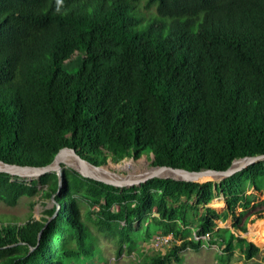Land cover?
Segmentation results:
<instances>
[{"label": "trees", "instance_id": "obj_1", "mask_svg": "<svg viewBox=\"0 0 264 264\" xmlns=\"http://www.w3.org/2000/svg\"><path fill=\"white\" fill-rule=\"evenodd\" d=\"M64 148L97 166L154 155L190 171L264 154V0H0V160L45 166ZM252 188L264 194V161L220 182L123 189L69 170L61 190L56 172H0V201L40 196L43 207L0 217V264H86L101 235L116 257L154 235L180 240L135 264L207 243L223 248L221 264L237 247L250 260L264 244V224L248 228L264 219ZM218 196L222 212L209 206ZM229 218L234 230L218 227Z\"/></svg>", "mask_w": 264, "mask_h": 264}, {"label": "rangeland", "instance_id": "obj_2", "mask_svg": "<svg viewBox=\"0 0 264 264\" xmlns=\"http://www.w3.org/2000/svg\"><path fill=\"white\" fill-rule=\"evenodd\" d=\"M143 5L144 2L139 3V6H143ZM144 12L145 14L150 15L153 14L155 10L151 7L148 10H144ZM62 154L63 152H61L56 156H59L61 158L59 161V168L64 173L63 179L66 170L80 173V171H78V169L72 166V164H70L62 156ZM143 158H145V156ZM127 162H130V159H124L119 163H113L112 160H110L105 165L109 164L113 169H116L113 167V165L122 166L125 165ZM133 163L144 167V165L140 163V161L133 159ZM119 170L121 171L123 169H119ZM35 175L36 174L34 171L25 170V171H16L11 176L13 179H21L31 182L34 179L30 180V178L33 177L36 178ZM248 194L249 196L247 198V202L249 203H256L264 200V196H261L260 198V196H258V193L255 191V189L253 190V188L248 191ZM253 197L255 199H252ZM223 202H224L223 196H218L212 200L209 206L211 208L216 209L218 212H222L226 206L225 202L224 203ZM42 209L43 207H42V201H40V196L22 197L18 202V204L15 206H8L4 202L0 201V217L2 218L9 217L14 220H27L30 215H33L34 217H40L42 213ZM258 220L249 223L248 228L251 225L255 224ZM263 220L264 219L261 220V224L262 223L264 224ZM227 225L232 227L231 218L227 219L225 222L221 220L218 221V227H225ZM140 227L141 226L139 222H136L134 224V229H138ZM191 228L193 230V235H196L197 229L195 228L194 223L193 225H191ZM237 234L241 235L244 233L237 231L236 235ZM154 237L155 235L152 236L149 239V241L139 240L138 244L131 251L125 249L120 257H116L117 245L115 243V240L113 238H107L101 235L99 238V246L101 247L100 254H98L97 258L90 259L86 264H135L138 261L143 260L145 256H151L156 253H161L162 255H165L176 244L178 245L180 244V240H175L173 238L172 241L167 242L166 244L163 245V247H157L156 242L152 241ZM203 239L206 238L203 237ZM222 249L223 248L220 247L218 244H213V243L204 244L198 250L185 249L178 252L180 256L179 261L173 258L168 264H221V262L218 259V256L222 254ZM263 255H264V244L262 245V247H260V252L250 260L246 259L242 251H240V249L237 247L230 264H262V262L264 263Z\"/></svg>", "mask_w": 264, "mask_h": 264}, {"label": "water", "instance_id": "obj_3", "mask_svg": "<svg viewBox=\"0 0 264 264\" xmlns=\"http://www.w3.org/2000/svg\"><path fill=\"white\" fill-rule=\"evenodd\" d=\"M68 150L71 151L80 161L95 167V168H100L103 166H109L110 171L114 173V176H94V175H89L86 173H79L81 176L86 177V178H91L97 181L104 182L106 184L114 185L120 188H130V187H140L142 183L147 182L150 179L153 178H162V179H174V180H180V181H193V182H199L203 183L206 181H222L226 178H229L236 174L237 172L247 168L250 164L259 162V161H264V154H254L250 156H245L240 159L235 160L229 168L226 170H215V169H202L199 171H190L185 168H178L182 169L183 172L189 173V174H198L202 173V175H211V179H207L205 181H199L192 179L188 176L182 177V176H171V175H165L163 174L162 170L164 169H172L173 167L170 166H157V165H152L151 162L154 159V155H152V158L149 160L146 155L145 158H140L137 161H140L144 165L139 166V165H134L135 168H130V169H124L119 170V168L113 169L111 165H94L91 162L83 159L80 155H78L75 150L69 149V148H64L61 149L58 154L61 152ZM57 154V155H58ZM60 157L56 156L54 161L50 163L49 165L45 166H30V165H19V164H9L6 163L2 160H0V172H6L9 173L10 175H13L16 171H34L35 172V177L36 178H30L32 179H38L42 175L51 173V172H56L59 177V190L62 189V184H63V172L59 168V161ZM130 162H133V159H130ZM150 165V166H149ZM13 180V178H12ZM47 225V224H46ZM245 239H248L247 236H242Z\"/></svg>", "mask_w": 264, "mask_h": 264}, {"label": "bare ground", "instance_id": "obj_4", "mask_svg": "<svg viewBox=\"0 0 264 264\" xmlns=\"http://www.w3.org/2000/svg\"><path fill=\"white\" fill-rule=\"evenodd\" d=\"M62 156L70 163L72 164V166H74L76 169H78V171H80V173H86L89 175H94V176H114V173H112L110 171V167L109 166H103L100 168H95L92 167L82 161H80L79 159H77V157L68 150L63 151ZM135 164L133 162H127L125 165H113L114 168H119V169H130V168H135L134 166ZM71 166V165H70ZM163 174L165 175H171V176H188L192 179L195 180H199V181H205L207 179H211L212 177H210L211 175H202V173H198V174H189V173H185L182 171V169H164L162 170ZM264 221V220H263ZM257 224H261V220L257 221ZM263 224V223H262ZM248 233V232H247ZM247 233L241 234V236H247ZM248 238V236H247Z\"/></svg>", "mask_w": 264, "mask_h": 264}, {"label": "built area", "instance_id": "obj_5", "mask_svg": "<svg viewBox=\"0 0 264 264\" xmlns=\"http://www.w3.org/2000/svg\"><path fill=\"white\" fill-rule=\"evenodd\" d=\"M203 237L207 238V235L206 236H202V238ZM173 238H174L173 235H155V237L153 238L152 241L156 242V246L157 247H163L164 244H166L167 242L172 241Z\"/></svg>", "mask_w": 264, "mask_h": 264}, {"label": "crops", "instance_id": "obj_6", "mask_svg": "<svg viewBox=\"0 0 264 264\" xmlns=\"http://www.w3.org/2000/svg\"><path fill=\"white\" fill-rule=\"evenodd\" d=\"M254 190V189H253ZM258 193V192H257ZM255 194V193H254ZM258 196H260V198H261V196H264V194H261V193H258ZM224 203V202H223ZM225 208H226V206H225ZM224 208V209H225ZM231 222H232V219H231ZM225 228H230V229H232V230H234L233 229V227H230V226H225ZM236 233V232H235ZM238 235V234H237ZM241 236V235H240ZM242 237V236H241ZM246 240H248V242H250V243H253L252 241H250L249 239H246ZM255 244V243H254ZM257 246V245H256ZM260 248V247H259ZM262 264H264L263 262H262Z\"/></svg>", "mask_w": 264, "mask_h": 264}]
</instances>
